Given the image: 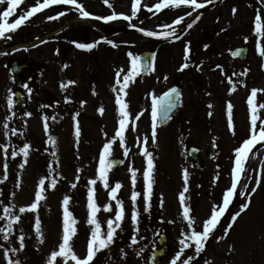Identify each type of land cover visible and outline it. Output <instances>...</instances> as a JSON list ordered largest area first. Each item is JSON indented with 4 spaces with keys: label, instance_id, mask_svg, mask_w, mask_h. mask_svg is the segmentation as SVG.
Returning <instances> with one entry per match:
<instances>
[{
    "label": "rangeland",
    "instance_id": "rangeland-1",
    "mask_svg": "<svg viewBox=\"0 0 264 264\" xmlns=\"http://www.w3.org/2000/svg\"><path fill=\"white\" fill-rule=\"evenodd\" d=\"M227 1V2H226ZM236 0H225L223 5H219L207 10L203 16L196 22L190 30V39L198 41L197 46H191L187 40V35L182 38L175 39L169 42H158L146 39L144 36L134 32H125L118 35V47L120 51V68L127 70L130 67L128 53L141 55L145 51H153L156 57L155 71L153 75H157L163 66L181 67L185 63V46L190 47L188 63H195L194 69L182 71L184 80V96L181 112L172 119L166 128L160 129L157 126V138L153 143L151 140L152 122H151V107L153 90L155 87L154 78L146 77L136 78L135 83H130L126 90L129 94L125 97V101L129 104V110L134 117L138 111L146 112V105L150 106V112L144 116L143 122L132 120L129 125V130L126 131V146L129 149L128 156L123 155V149L119 146V142L113 145V152L110 159L120 158L124 161V166L117 170L114 174L109 173V182L112 186L117 181L121 182L123 187L118 192L117 196L125 201L126 211L130 213L132 185L130 179V167L138 170L136 190L142 195L138 199V209L141 213L139 224V235L137 239L149 236L152 231L154 241L157 245L160 234L165 233L166 229L170 230L172 238L171 253L165 258L161 264H170L174 257L176 245L173 242L180 237V233L186 229V222L181 219V207L178 195L185 187L184 172L188 173V192L185 193L188 205L194 210L191 215L195 216L198 222H202L210 214L212 205L221 202L222 193L230 186L231 169L234 164V150L241 145L244 138L249 134L250 113L246 100V86L244 85V73L247 70V76L250 73L259 74L258 57L255 55L256 43L254 34L248 36L247 43L251 44V55L248 61H240L234 58L232 54L237 47L247 44L245 42L244 29H240L243 22L240 20V15L246 16V13H252V10L243 8L239 11L236 5L231 3ZM250 1V0H247ZM133 0H109L113 5L109 8L104 0H81V4L85 9L91 12L94 9L99 11V16H107L111 12L116 14L131 15V5ZM158 0H142L141 10L136 18L131 22L123 19H116V26L128 28L135 25L134 28H144L145 30L161 31V26L171 24L172 21L180 15H184L191 9H164L157 14L148 12L143 5L149 7L154 5ZM229 7V8H228ZM233 8L237 9L233 15ZM199 10V13H201ZM221 10L224 12L222 13ZM239 11V12H238ZM197 12H193L192 16L186 17L184 24L178 31L183 29L187 22L191 21ZM219 15V16H218ZM218 16V18H217ZM223 20H226L223 25ZM221 23V26H219ZM228 26L231 28L229 29ZM237 26V27H236ZM132 27V26H131ZM209 27H213L215 32L221 33L218 38L211 43V46L203 49V42L207 40V31ZM236 29L234 30V28ZM225 30V31H221ZM200 32L204 36L200 38ZM244 34V36H241ZM215 36V35H214ZM254 46V48H253ZM107 48L101 47L97 56H107ZM32 55V54H31ZM48 55V53H46ZM33 58V55L31 56ZM107 59V58H105ZM108 60V59H107ZM33 61V60H32ZM257 63V64H256ZM109 64V63H107ZM56 66V73L59 81L63 84L62 79L65 71ZM220 65L221 68H218ZM199 67V70H198ZM59 68V69H58ZM105 70L108 69L104 67ZM1 70V69H0ZM88 69L86 72L88 73ZM233 79L235 91L233 94H222L227 98L223 103L220 97L213 94L211 83L216 81L220 75L222 77L227 74H234ZM238 75L240 77H238ZM108 78V75H107ZM238 78V79H237ZM69 78L65 77V81ZM109 80V78H108ZM87 81V80H86ZM89 81V80H88ZM88 81L86 85L88 84ZM109 82H112L109 80ZM108 82V89H102L101 95L111 96L117 94L113 92L112 84ZM27 84L24 82L23 85ZM19 87L15 79L6 74V71H0V120L5 118L3 115L12 109L8 108L7 98L11 95L15 97V92L18 89L24 97L29 95L28 107L22 109V117L27 118L25 123L18 122V128L23 132V136H13L11 132L5 131L3 125L6 121L0 122V144H6L9 148V154L5 161L3 150L0 149V179L3 178V164H8V178L4 183L0 184V201L3 204H14V211L18 213L19 207L29 206L35 199V192L38 190L39 180L44 178L46 188L44 195L45 199L41 201L38 212L36 214L24 213L22 222L14 226V235L12 244L9 245L2 240L0 234V244L5 247L18 246L19 229H23L26 235V247L24 251L17 253L13 258H19L22 264H47V259L53 250L57 249V245L62 235V218H63V198L67 195L71 197L69 202V210L78 220L77 237L74 238V250L81 257L86 255L87 241L90 235L92 226L86 223L88 217L87 209V186L90 179H97L96 199L98 205L101 206V211L97 214L101 221L102 229L106 228V221L113 213L103 211V205L111 203L115 208V201H111L109 191L105 190L102 183L98 180L97 170L99 155L103 149V145L112 139L115 131L118 128L119 118L112 112L111 103H107L109 112L108 120L105 122V129L111 137L98 140L93 134L91 124L79 121L81 134L79 138L75 136L74 117L64 118V129L62 136L64 138V153L60 146V136L56 131V119L48 120L49 130L46 133L44 130V121L42 122L37 116L32 114L30 117L26 113L33 111H44V115L48 117H56V101L55 99H41L38 94L36 83L28 85L31 89L28 90ZM86 85H80L81 88H86ZM67 87L59 90L64 91ZM231 100H230V99ZM231 102L233 105V124L236 129V135L228 128L227 104ZM47 105V107H45ZM211 105L212 107H209ZM59 107V105H58ZM88 113V107L85 108ZM143 116V115H142ZM140 116V117H142ZM135 125V130H132V124ZM2 124V126H1ZM26 125V127H25ZM12 126L9 125V128ZM22 127V129H21ZM19 132V130H18ZM55 139L56 143L50 144L48 137ZM148 137V143L143 144V138ZM19 138V139H18ZM24 143L31 145V151L27 158V163L21 169L19 165L24 163L23 155L11 157L10 153L13 150L12 146L18 151L23 147ZM147 147V150L152 153L154 158V184L151 198V208L149 212H144V180L143 171L146 168V158L141 154V148ZM194 147L199 151V162L202 170H197L195 163L191 160L188 149ZM257 149H259L257 151ZM56 152L53 157L52 153ZM246 172L242 177L243 184L247 185V189L238 187L237 192H251L255 187L256 180L261 181L260 186L255 193L251 195V203L249 208L237 217L235 223L232 224L230 231L225 235V228L232 223L231 215L240 210L242 203L246 202L245 197L237 196L229 207V211L222 218L220 225L215 230L213 237L209 239L205 246V251L193 261V264H264V147L257 144L252 149L245 164ZM51 171V176L49 172ZM217 176L219 178L217 179ZM77 177L79 179L77 180ZM57 181L56 187H51L50 181ZM20 182V187L17 188V181ZM76 183V188H72L71 184ZM15 193V196H12ZM3 204H0V215H3ZM39 215L41 219V227L44 235V243L40 244L36 238L34 229L35 216ZM164 221V224L161 223ZM4 221H0V227L4 225ZM123 232L118 231L116 242L106 250L99 252L93 261V264H121L122 260H126L127 264H152L150 257L152 249L139 254L137 257L131 251L130 241L133 235V228L130 222L126 219L123 225ZM123 249V253L122 250ZM188 255H192V249L186 250ZM250 252V253H249ZM11 255V254H10ZM251 255L252 257H250ZM0 264H6L3 256V250L0 249Z\"/></svg>",
    "mask_w": 264,
    "mask_h": 264
},
{
    "label": "snow or ice",
    "instance_id": "snow-or-ice-1",
    "mask_svg": "<svg viewBox=\"0 0 264 264\" xmlns=\"http://www.w3.org/2000/svg\"><path fill=\"white\" fill-rule=\"evenodd\" d=\"M24 0H0V6L7 5L5 9L0 11V39L10 40L12 37L8 35L9 33H14L22 25H25L26 22L30 20L37 13L50 8L53 5H71L76 11L80 13L82 17L93 18V19H103L105 22H110L116 19H123L125 21L131 22L133 18H136L138 13L141 10L142 0H133L131 5V15L124 14H113L106 17H93L91 13L85 10L83 4L79 3L78 0H36V4L31 6L27 10L21 9L20 14L14 20V22H9V18L13 17L16 13V10ZM215 0H158L154 5L148 6L143 5L148 12L153 13L154 15L161 12L164 9H180L182 7L191 9V11L186 12L184 15H180L175 18L171 24H164L161 26V31H151L145 30L144 28H137V31L143 33L147 37H154L157 39H169L175 38L179 39L178 30L184 24L186 17L192 16L193 12H197V15L193 17L191 22L186 24L188 29H191L193 25L200 19L199 10L204 9L208 4H213ZM104 3L107 4L109 8H112L113 5L109 3V0H104ZM258 4L261 7H264V0H258ZM237 9L233 8L232 12L235 15ZM66 13L61 11L54 16H49L47 19L56 20L61 16H64ZM136 27L135 25H131ZM253 34L257 37L256 40V50L257 53L264 57V23H262V16L260 9H257V14L254 18V32ZM245 42L247 43L248 37H245ZM109 44H112L113 47H117L112 41H106ZM95 44H84L77 43L76 47L84 50H91L95 47ZM244 50H238L233 52L234 56L241 55V52ZM190 47L186 44L185 46V63L180 67V71L190 67V64L187 62L189 59ZM130 60V67L125 70L120 68L116 71V81L115 86L113 87V92L117 93L115 96V104L117 105V111L119 115L118 128L115 131V135L112 139L108 140L103 145V149L99 155L98 161V170L97 176L98 180L102 183V186L105 190L109 191V197L111 201H115V208H113L111 203L103 205V211L108 212L109 214L113 213L114 216L110 215V218L106 221V228L102 229L101 221L98 219L97 214L101 211V206L98 205L96 199V188L97 179H90L87 186V209L88 217L86 223L91 227L89 239L87 241L86 255L81 257L74 250V238L77 237V224L78 220L69 210V202L71 197L65 196L63 198V218H62V235L60 241L57 245V249L53 250L50 253V256L47 259V264H93L97 254L102 250L109 249L118 238V231L123 232V225L125 224L126 219L130 222V225L133 228V235L131 236L130 246L138 244L137 236L139 235V224H140V211L138 209V199L141 197L142 193L136 190L137 184V172L135 168L129 169L130 179L132 185V192L130 196L131 201V210L130 213L126 211L125 201L118 198L117 194L120 189L123 187L122 183L117 181L114 186L109 182V173L117 165V161L110 159L113 152V145L119 142V146L123 149V155L128 156L129 149L126 146V137L125 133L129 130V125L132 120H139L140 116L143 115L142 112L136 114L134 117L130 113L129 104L125 101V97L128 96L126 91L130 83H135L136 78L142 74H147L149 72L155 71L154 60L155 53L147 59L142 60L138 55H135L131 52L128 54ZM67 67V65H65ZM218 68H221L220 65H217ZM199 70V67H198ZM235 75V73L233 74ZM242 75H247V70L242 73ZM167 79V77H165ZM69 83H75L74 81H69ZM229 83L232 85L231 91H235V84L232 83L231 78H229ZM29 94L31 89L28 88V85H23ZM67 87V85H62V88ZM259 92H264V89L253 88L250 91V95L247 99V104L250 113V126L249 134L246 138L243 139L240 146L234 150V161L233 168L231 169V181L230 186L222 193L221 202L219 204H213L210 209V214L202 222H198L195 216L191 215L194 211L187 203V197L185 193L188 192V173L185 170L184 172V181L185 187L178 195L180 207H181V219L186 222V231L182 229L179 238V250L175 253L174 257L171 259L170 264H193V261L196 257H199L204 251L205 246L210 238L213 237L215 230L218 225H220L222 218L229 211L230 205L233 203V200L239 195L245 197L246 202L242 203L240 210L231 215L232 223L228 224L225 228V235L230 231L232 224L235 223L238 216L246 211L251 203V195L255 193L256 189L260 186L261 181L256 180V185L251 189L250 193H245V191L237 192L238 185H241L242 188L247 189L246 184H241L242 177L244 176L246 169L245 164L249 156V153L252 151L257 144H260L261 147H264V114H261V109H264V102H257V97ZM180 93L176 88H172L170 91L166 92L162 97L157 99L153 97L152 107H151V122H152V134L151 140L153 143L156 142L157 138V126L158 121H167L171 119L170 113L174 108L177 107L179 103ZM67 101V98H66ZM13 99L10 95L7 98V105L9 109L13 107ZM83 103V102H82ZM47 107V105H45ZM209 107H212L209 105ZM99 112L103 114L104 108L101 107ZM12 115H15L13 113ZM27 116H31L32 113H26ZM79 113H76L78 116ZM227 116H228V128L232 131V134L236 135V129L233 124V105L231 102L227 104ZM11 117H6V122L3 127L7 132H11L13 136H23V132H18L16 128H9L7 120ZM52 119L55 121L56 117L44 116V130L47 133L49 130L48 120ZM26 127V125H25ZM132 130H135L134 123L132 124ZM81 134L79 123L75 125V136L79 138ZM48 142L50 144H55L56 141L53 137H48ZM148 143V137L143 138V144ZM13 150L11 151V157L15 158L18 155H23L24 163H21L19 167L24 168L27 163V158L31 151V145L29 143H24L23 147H20L19 150H16V147L12 146ZM0 149L3 150L5 155V161L9 154V148L6 144H0ZM259 149H257L258 151ZM141 154L146 158V168L143 171V180H144V192H143V201H144V212H149L151 208V198L153 193V172L155 168L154 158L151 152L147 150V147L141 148ZM53 157L56 156V152L52 153ZM119 163H122L120 161ZM51 176V171L48 174ZM8 178V164L5 162L3 164V178L0 179V184L4 183ZM219 176H217V179ZM79 177H77V180ZM57 181L52 179L50 181L51 187L54 189L56 187ZM17 188L20 187L19 180L17 181ZM76 183H72L71 187L76 188ZM48 185L45 183V179L42 178L39 180L38 190L35 192V199L29 206L19 207L18 213L14 211L16 205L14 204H3V201H0V204H3V215H0V221H4V225L0 227V234H2V240L7 244H12V237L14 235V226L19 225L22 222V215L24 213L36 214L38 212L40 203L45 199L44 192ZM2 195V193H0ZM12 196H15V193H12ZM34 229L36 233V238L40 244L44 243V235L41 227V219L39 215L35 216ZM20 234L18 235V246L16 247H5L4 244H0V249L3 250V256L6 261V264H22V261L19 258H13L17 253L24 251L26 247V235L23 232V229H19ZM192 249L193 254L188 255L186 250ZM143 248L140 249V252H143ZM123 253V249L121 250ZM11 254V255H10ZM205 264H209L208 261H205Z\"/></svg>",
    "mask_w": 264,
    "mask_h": 264
},
{
    "label": "flooded vegetation",
    "instance_id": "flooded-vegetation-1",
    "mask_svg": "<svg viewBox=\"0 0 264 264\" xmlns=\"http://www.w3.org/2000/svg\"><path fill=\"white\" fill-rule=\"evenodd\" d=\"M224 1L222 4H220V6L225 3ZM78 2L81 3V0H78ZM35 4L36 0H24V2L16 10L14 16L9 18V22H14V20L20 14L21 9L27 10ZM231 4L233 5L232 7L236 5L239 11H243V8L252 10V13L247 12L246 16L240 15V20L243 22V24L239 26L240 29H244L245 33H247V30L250 31L248 34H245V36L254 32V18L257 14L258 8L260 9L262 16V23H264V7H261V5L258 4V0H236ZM6 7V4L0 6V11ZM85 10L91 13L93 17H95L96 14H99L97 9H94L93 12H91L88 8ZM61 11L65 12L66 14L61 16L59 19H47L49 16H54ZM221 12L223 13L224 11L221 10ZM222 21L224 22L223 25H225L226 20L224 21L223 17ZM107 24L112 27H117L116 23L112 21L108 22ZM219 26H221V23ZM228 28L230 29L231 27L228 26ZM206 33L207 40L202 43L203 49L211 46V43L218 38L219 34H221L215 32L213 27H209ZM8 35H11L12 37L10 40L0 39V51H2V49L5 50L2 53L0 52V71H6V74H8L9 77L15 79L18 82L19 87H21L24 82H27L29 85L36 83L38 94L41 99L45 100V98L48 96L52 99H55L56 131L60 136V146L63 153L64 138L62 136V131L64 129V117L71 116V118L74 117V119H72L73 121H75L77 118L76 120H81L82 122L91 124V126H93V134H95L97 140L99 137L101 138V141L111 137V135L108 134L105 129V122L108 120L109 116L107 103L112 102L110 108L112 109V112H114L119 118L117 105L115 104L116 94L113 93L111 96H99V93L102 92V89H108L109 80L112 81L109 82L111 84L116 81V71L120 69L121 54L118 47V33L109 31L105 32L101 22L96 23L93 18L82 17L80 13L76 11L71 5H53L50 8L37 13L32 18H30V20L26 22L25 25H22L14 33H9ZM48 35L51 36L47 37ZM203 36L204 33L200 32V38ZM242 36H244V34H241L239 37ZM253 39L256 42L257 37L254 36ZM109 40L116 44L117 47H113L112 44L106 42ZM186 40V42L191 44V46L198 45V41L195 39H190L189 33L187 34ZM34 42L37 43L33 44ZM77 43L95 44L96 46L91 50H84L77 48ZM262 44H264V41H262ZM255 45L256 43L254 46ZM101 47L107 48V56H97ZM237 48L244 50V62L248 61V58L252 53L251 44H243ZM254 52L258 57L257 51ZM46 53H48V55H46ZM31 54L33 55V58L31 57ZM56 63L60 65L59 68L62 71H65V75L62 79L64 82H66L65 84L59 81V77L57 75H53L57 71L56 66L54 65ZM257 63L259 74L250 73L249 76H244V85L246 86V100L250 95L251 89H264V57L260 56ZM14 64H25L26 68L24 72L17 73L19 66L17 65V67L13 68ZM65 65H67V67H65ZM104 67H107L108 72L104 69ZM86 69L89 70L88 73L86 72ZM179 69L180 66L177 67L176 65L166 67L163 66L157 75L151 74L147 76L148 78H154L155 90H153V95L156 96L158 94L160 97L164 94V92L176 86L179 90L180 98L182 99L184 96V80L182 77V71ZM66 76L69 78L67 81L64 80ZM165 77H167V79H165ZM235 77L236 76L232 74H227V76L224 77L219 75L216 78V81L211 83L213 94L220 97L222 103L227 99L221 96L222 94L234 93L231 91L232 85L229 83V78H231L233 82ZM238 77L240 76L238 75ZM86 80H89L87 85ZM69 81H74L75 83H69ZM83 83L86 85V88L80 87V85H83ZM61 85H67V89L63 92L59 90ZM114 86L115 84L111 87L113 88ZM17 92L20 91L17 89L15 93ZM159 97H157V99ZM0 100L2 101V98H0ZM23 100L25 102V106L23 108H26V106L28 107L29 95H26V97L23 96ZM257 102H264V92L258 93ZM86 107L89 109L88 113L85 111ZM101 107L104 108L103 114L99 112ZM145 107L147 108V111L145 113L143 112V116L139 119L140 122H143L144 116L147 114V112H150V106L146 105ZM23 108L17 106L15 101L13 103L12 111H10L11 115L9 116V112L4 114L3 116L5 118H2L0 122L6 121V117H11V119L7 120V123L12 126L11 128H16L19 130V132H22L19 129L20 127L18 128L16 124H18V122H20V124L26 122L27 118L21 116ZM260 111L261 114H264V109H261ZM13 113H15V115H12ZM76 113H79V115L76 116ZM136 113L138 114V111H136ZM32 114H34V116L31 117L37 118V116H39L40 120L42 122L44 121V111L42 113V111L40 112L36 109V111H33ZM159 128L162 129V127ZM162 224H164V221ZM152 231L153 230L151 229L149 236L145 235L144 237L140 238V240H138V244L132 245L131 250L133 251V255L135 254L138 257L139 254H143L145 251H150V249L154 251L158 248V245L152 243L154 241L153 236H151ZM161 234H165L166 238L168 239L169 256L172 250L170 248L172 242L170 230L166 229L165 233ZM179 238L173 242V244H175L176 248L178 249ZM141 248L144 249L143 252H140ZM249 256L252 257L251 255ZM136 263L140 264L141 261Z\"/></svg>",
    "mask_w": 264,
    "mask_h": 264
},
{
    "label": "water",
    "instance_id": "water-1",
    "mask_svg": "<svg viewBox=\"0 0 264 264\" xmlns=\"http://www.w3.org/2000/svg\"><path fill=\"white\" fill-rule=\"evenodd\" d=\"M119 31H122V29H119ZM143 34V33H142ZM149 38H151V37H149ZM152 38H154V37H152ZM154 39H157V38H154ZM170 39H172V38H169V39H157V40H160V41H162V40H170ZM238 50H240V49H238ZM237 50V51H238ZM152 55L150 54V53H143V54H141V58H142V60H147V59H149L150 57H151ZM237 57H239V58H241V59H244L245 58V52L243 51V52H241V55H239V56H236V58ZM15 67H17V64H14V66H13V68H15ZM24 68H25V66L24 67H20L19 68V70H17L18 72H21V71H24ZM147 74H149V73H147ZM147 74H143V75H147ZM17 96H18V99L20 100V95L19 94H17ZM18 103V105H22L23 104V102H21V101H18L17 102ZM179 106H180V101H179V103L177 104V107L176 108H174L173 110H172V112L170 113V116L172 117L175 113H176V111H178L179 110ZM169 120H167V121H160L161 122V124H165L166 122H168ZM189 151H190V156H191V158L194 160V162H196L197 164L199 163L198 162V151L197 150H195V149H193V148H190L189 149ZM118 163H117V165L113 168V170L111 171V172H114L117 168H120L121 166H123L122 164L123 163H119L120 161H122V160H120V159H115ZM166 240H165V238H163L162 237V239L160 240V251H158V252H155L154 253V255H153V257H152V260H154V264H159L160 262H161V258L167 253V249H166V242H165ZM123 264H126V262H123Z\"/></svg>",
    "mask_w": 264,
    "mask_h": 264
}]
</instances>
